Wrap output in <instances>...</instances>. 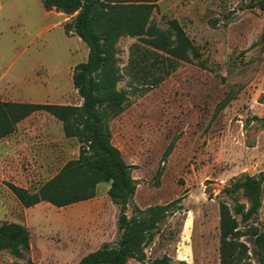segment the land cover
<instances>
[{"label":"rangeland","instance_id":"rangeland-1","mask_svg":"<svg viewBox=\"0 0 264 264\" xmlns=\"http://www.w3.org/2000/svg\"><path fill=\"white\" fill-rule=\"evenodd\" d=\"M252 0H159L147 33L123 35L116 43L120 107H104L113 142L132 165L134 205L165 204L179 197L160 233L145 245L149 264L168 255L173 264H222L224 238L220 202L234 212L249 207L242 192L222 190L246 174L264 172V10ZM71 15L47 10L41 0H0V100L80 105L73 68L88 58L87 44L66 24ZM176 21L193 48L188 59L168 52ZM22 135V136H21ZM80 142L46 111L31 114L0 138V226L19 223L29 247L0 251V264H81L83 256L119 236V207L101 182L88 200L58 207H25L10 189L31 191L77 159ZM169 151V152H168ZM232 241L234 264H261L255 239L264 230L256 217L241 214Z\"/></svg>","mask_w":264,"mask_h":264},{"label":"trees","instance_id":"trees-1","mask_svg":"<svg viewBox=\"0 0 264 264\" xmlns=\"http://www.w3.org/2000/svg\"><path fill=\"white\" fill-rule=\"evenodd\" d=\"M47 10L56 9L75 14L66 24L67 32H75L88 46V58L73 68V84L82 103L80 105L42 102L0 100V138L16 131L17 125L37 111H46L63 123L66 137L80 142L77 159L69 160L51 179L37 190L10 183L9 187L25 207L40 202H50L63 207L93 198L101 182H109L108 195L119 207L116 241H106L98 249L82 257L81 264H127L130 259L143 261L145 245L160 233L161 225L171 213L182 208L179 197L165 204L142 208L134 205L137 183L132 175V165L126 162L121 150L113 142V132L105 116L104 107H120L127 100V93L119 90V67L116 43L123 35L141 37L147 33L159 0H41ZM250 7L264 10V0H252ZM175 45L168 52L181 59H188L193 48L183 28L172 21ZM264 126V117L255 116ZM169 152V151H168ZM264 172L246 174L225 187L222 193L234 196L240 192L248 199L246 204L237 202L234 212L227 201L220 202V228L224 238L222 264H234L235 248L228 237L238 235L241 214L244 220L256 217L262 206ZM28 229L19 223L0 226V251L29 247ZM257 260L264 264V230L255 239ZM7 264H19L18 262ZM149 264H173L164 255ZM252 264V263H249Z\"/></svg>","mask_w":264,"mask_h":264},{"label":"crops","instance_id":"crops-1","mask_svg":"<svg viewBox=\"0 0 264 264\" xmlns=\"http://www.w3.org/2000/svg\"><path fill=\"white\" fill-rule=\"evenodd\" d=\"M9 101H11V100H9ZM28 117H29V116H28ZM28 117H27V118H28ZM27 118H25L24 120L20 121V122L18 123L17 127L21 126V124H22ZM21 136H22V135H21ZM105 242H106V241H105Z\"/></svg>","mask_w":264,"mask_h":264}]
</instances>
